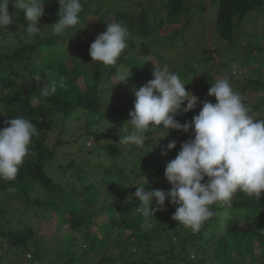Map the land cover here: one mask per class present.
I'll use <instances>...</instances> for the list:
<instances>
[{"label": "trees", "instance_id": "obj_1", "mask_svg": "<svg viewBox=\"0 0 264 264\" xmlns=\"http://www.w3.org/2000/svg\"><path fill=\"white\" fill-rule=\"evenodd\" d=\"M100 1L82 0L80 20L98 15L104 21L102 32L106 23L113 21L127 26L128 47L116 66L104 67L91 61L89 47L94 40L67 50L69 34L52 33L50 24L59 18V0H45V15L38 23L41 30L45 27L44 34L35 38L25 33L28 21L22 10L11 3L8 6L15 22L0 28V128L7 126L5 121L10 117L23 116L36 125L38 135L33 138L17 178L0 180V264H27L28 261L46 264L45 259L50 261L47 264L58 260L75 264L84 257L83 245L98 253L99 261L106 264H264V191L258 199L238 192L230 203H216L212 206L214 215L195 234L172 219L177 206L168 200L166 210L155 212L153 228L147 231L141 228L143 216L134 197L137 186L128 184L148 183L147 190L170 189L171 184L164 176L166 164L175 158L180 143L189 139V133L170 129L161 138L166 134L164 130L150 128L140 149L119 143L120 131L126 133L123 125L131 118L129 112L134 110L133 88L152 79V68L157 67L146 59L151 51L145 39L151 33L149 14L143 11L140 15L136 33L143 38L137 42L133 36L135 20L129 18L128 12L102 11ZM217 3V31L234 44L239 37L236 29L240 22L250 10L263 6L264 0H218ZM161 8H167L168 14L175 16L185 12L186 6L182 0H164L157 12ZM164 17L159 23H163ZM258 48L263 52L261 45ZM69 59L74 61L71 66ZM122 76L125 79L115 84ZM80 77L83 84L79 82ZM42 79L49 85L54 84L56 91L43 95ZM229 80L235 82V91L244 103L250 90L257 96L263 93L251 105L249 114L253 117L264 114V76L249 75L241 85L232 76ZM210 86L202 85L201 101L211 102L206 97ZM201 107L198 102L189 112L180 110L175 119L181 124L189 122ZM80 120H84L81 127L86 129L81 134L76 132V127H68ZM58 125L62 126L64 137H73L83 147L75 152L76 157L63 172H51L52 160L58 158V148L65 142L64 137L51 146L47 142L49 133ZM86 138H94L92 148L86 145ZM171 140L177 141L176 148L161 155ZM94 152L99 157L105 154L110 160L102 164V172L93 168ZM14 197L31 211L39 212L43 207L59 213L67 219L72 231L85 228L83 234L74 236L75 242L67 241L66 259L58 255L60 247L44 257L45 246L33 224H4L5 213L15 210L7 207V201ZM123 199L127 200L124 208L120 206ZM93 228L107 233L112 230L113 236L107 234L103 238ZM34 240L38 242L36 246H32ZM111 245L120 248L119 255L109 252ZM26 255H30L28 259Z\"/></svg>", "mask_w": 264, "mask_h": 264}, {"label": "clouds", "instance_id": "obj_2", "mask_svg": "<svg viewBox=\"0 0 264 264\" xmlns=\"http://www.w3.org/2000/svg\"><path fill=\"white\" fill-rule=\"evenodd\" d=\"M10 3L22 10L28 21L25 33L29 38L44 34L45 27L41 30L38 23L45 15V0H0V28L15 22L9 12ZM59 5V18L50 24L52 33L63 35L74 30L75 35L80 29L77 26L83 11L82 0H59ZM129 38V29L123 23H106L105 31L90 44L91 61L104 67L116 66L128 47ZM126 76L118 77L115 84ZM152 76L139 88H133L134 110L129 112L128 120L132 130L120 135L119 143L140 149L150 128L164 130L166 134L161 138L167 136L170 129L182 130L189 133V139L180 143L175 158L166 164L164 176L171 184L170 189L147 190L148 183L138 182L128 185L137 186L134 197L143 216V230L153 228L155 212L166 210L168 200L177 206L172 219L195 234L214 215L212 206L216 203H230L238 192L256 199L261 196L264 191V120L249 114L251 109L234 91L227 76L217 79L208 89L207 95L214 96L215 103L201 101L186 90L187 83L166 65L153 67ZM41 91L48 96L56 88L54 84L45 83ZM198 102L202 107L191 121L181 124L175 119L178 111L189 112ZM5 124L7 126L0 128V180L13 181L38 129L23 116L10 117ZM176 146V140L169 141L161 155Z\"/></svg>", "mask_w": 264, "mask_h": 264}, {"label": "rangeland", "instance_id": "obj_3", "mask_svg": "<svg viewBox=\"0 0 264 264\" xmlns=\"http://www.w3.org/2000/svg\"><path fill=\"white\" fill-rule=\"evenodd\" d=\"M164 0H101L100 5L102 11L120 9L128 12L129 18L135 20L133 29L136 41L140 42L143 38L138 30L139 18L143 11L149 14V25L151 33L149 37H145L150 45L151 51L146 57L152 61L157 68L168 66L171 71L179 74L183 82L187 83V90L192 91L197 97H202L200 89L204 84H213L217 79L225 76H232L235 81H239V85L247 80L249 75L264 76V50L260 51L259 45L264 49V5L250 10L247 16L240 22L236 31L239 34L235 43L229 39L219 35L216 27L217 20V5L218 0H182L186 6L185 12L178 15H169L167 8H161L157 12L158 6H161ZM165 15L163 23H159ZM102 24L104 21L98 15L92 14L85 17V20H80L77 26L80 28L75 35L74 30H69L67 37V50H74L77 45L83 43H91L97 35L102 32ZM73 35V36H72ZM72 36V37H71ZM141 36V37H140ZM260 51V52H259ZM70 52V51H68ZM79 57V56H78ZM248 57V58H247ZM250 57V58H249ZM68 59V58H67ZM81 60V57H79ZM68 64L73 65L74 61L67 60ZM260 68V69H258ZM153 78V77H152ZM127 79V78H126ZM41 82L47 83L42 79ZM79 82L83 84V78H79ZM230 83L235 91L236 84L233 80ZM263 93L256 95L252 90L249 91L245 105L249 108L253 103L258 102V98ZM211 102L215 103L214 96L206 95ZM243 100V99H242ZM257 117V118H256ZM257 120H264V114H258L255 117ZM84 125V120H80L76 125L69 124V128L76 127L79 134L86 132L81 126ZM108 126H111L108 123ZM126 133L120 131L121 136L129 134L132 130L130 122L123 125ZM160 136V135H158ZM64 137L62 134V126H56L50 133L47 142L50 146ZM65 142L58 148V158L52 160L50 168L51 172H63L70 161L76 157V151L83 145H79L73 137H64ZM118 141V140H117ZM86 145L92 148L95 144L94 138H86ZM79 155V154H77ZM93 168L102 172L104 167L102 164L110 162L105 154L99 157L97 152L93 154ZM56 173H53V175ZM134 185H131L133 187ZM69 200V198H68ZM120 202V200L118 199ZM127 200L121 202L122 208L126 206ZM7 207H13L15 210H9L5 213L6 219L3 220L6 226L30 223L36 228L37 237L42 240L45 246L44 257L51 253L57 252L61 259L68 257L66 251L67 241L75 242L74 236L83 234L85 228L75 232L70 229L67 219H63L59 213L51 212L48 209L40 208L39 212L31 211L24 207L16 197L14 200L7 201ZM39 207V206H36ZM120 208V212H123ZM35 210V209H34ZM103 236H113V231L108 233L101 229L93 228ZM80 242V241H79ZM38 242L34 240L32 246H36ZM84 257L75 264H106L99 261V254L94 251H89L83 245ZM109 252L119 255L120 248L117 246H109ZM107 250V251H108ZM106 251H101V253ZM28 254V253H27ZM30 255L25 257L28 259ZM46 264L50 262L48 259ZM27 264H32L28 261ZM53 264H67L61 260L55 261Z\"/></svg>", "mask_w": 264, "mask_h": 264}]
</instances>
